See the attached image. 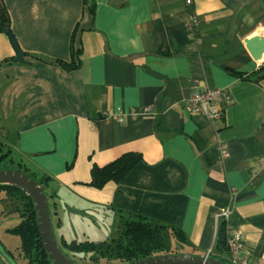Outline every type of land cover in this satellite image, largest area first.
Wrapping results in <instances>:
<instances>
[{
    "label": "crops",
    "instance_id": "obj_1",
    "mask_svg": "<svg viewBox=\"0 0 264 264\" xmlns=\"http://www.w3.org/2000/svg\"><path fill=\"white\" fill-rule=\"evenodd\" d=\"M2 1L26 55L0 68L1 119L15 129L14 160L51 177L55 214L64 188L76 210L86 200L120 224L145 216L183 232L176 253L229 262L224 221L246 264H264V58L243 40L253 26L264 35V0H94L93 13L83 0ZM72 45V70L33 57L70 61ZM14 56L0 31V61ZM210 87L226 92L218 120L186 100ZM131 151L141 158L121 180L87 184L93 165Z\"/></svg>",
    "mask_w": 264,
    "mask_h": 264
},
{
    "label": "trees",
    "instance_id": "obj_2",
    "mask_svg": "<svg viewBox=\"0 0 264 264\" xmlns=\"http://www.w3.org/2000/svg\"><path fill=\"white\" fill-rule=\"evenodd\" d=\"M88 10L93 13L95 8L94 0H83ZM10 29V20L8 12L2 0H0V31L5 32ZM81 48L71 49V60L65 61L62 59L47 60L41 56L33 54V57L47 63L58 65L66 70H72L79 67L80 64ZM13 62V58H7L0 61V68L2 65L10 64ZM264 70V67L261 68ZM232 74L237 77H244L247 74L241 72L231 71ZM14 162L8 150H5L0 143V169L11 168L12 166L6 164L5 159ZM141 158L138 152H126L116 157L107 164L99 167L94 166L91 169L90 181L87 183L95 188H102L109 182H118L124 175L135 165V163ZM22 161L14 168L21 167ZM23 172L30 173L31 177L36 179L39 185H45L49 190V179L51 178L46 173L39 174L38 172L31 171L30 169L22 166ZM5 190L9 193H15L20 196L25 202L22 212H20V221L12 228L8 230L18 235L20 240V256L25 261L24 264H53V261L49 258L47 252L43 248V244L40 239V233L38 230L37 214L34 210V203L30 196H28L22 189L9 186L0 185V190ZM45 189V193H46ZM17 195V196H18ZM47 197L48 194L46 193ZM16 196V197H17ZM52 193L50 192V198ZM52 199V198H51ZM49 200V199H48ZM49 202V201H48ZM50 209L52 204L49 202ZM167 225L153 221L145 216L131 215L130 218H125L121 221V231L123 239H119L116 243V257L120 261L128 262L132 259H138L150 255L158 254L159 250L165 248V231ZM171 231L177 236L179 240H184L183 232L175 227L170 228ZM218 244L226 246V226L224 221H221L218 230ZM64 247L69 250L71 254L87 253L90 251H99L100 242L89 240H72L70 242H64ZM11 254V252H10ZM222 261V260H221Z\"/></svg>",
    "mask_w": 264,
    "mask_h": 264
},
{
    "label": "rangeland",
    "instance_id": "obj_3",
    "mask_svg": "<svg viewBox=\"0 0 264 264\" xmlns=\"http://www.w3.org/2000/svg\"><path fill=\"white\" fill-rule=\"evenodd\" d=\"M0 143L5 150L10 152L13 159H19L20 154L17 149L15 129L9 126L6 120L1 119V112ZM4 162L11 166L17 164H12L9 158L5 159ZM15 162L18 161L15 160ZM46 193L48 194V201L52 204L53 200L50 198V190L46 189ZM57 194L58 215L55 214V206L53 204L50 210L54 234L62 251L76 264H120L122 261L115 255V243L119 239H123L118 214L110 215L106 211L104 213L99 209H94L91 203L86 200H81V209L76 210L72 206L74 197L68 190L59 188ZM17 195L0 190V264H24L25 262L20 256L18 235L8 230L20 221V212L24 208L23 202L25 201ZM78 211H82V214H79ZM97 221L101 223L99 224ZM62 234L63 240L67 242L73 239L78 241L89 240L100 242L102 245L99 246V251L71 254L63 245ZM183 249L184 245L179 243L173 234L166 233L165 248L159 250L158 254L176 253ZM4 251L9 252L10 258Z\"/></svg>",
    "mask_w": 264,
    "mask_h": 264
},
{
    "label": "water",
    "instance_id": "obj_4",
    "mask_svg": "<svg viewBox=\"0 0 264 264\" xmlns=\"http://www.w3.org/2000/svg\"><path fill=\"white\" fill-rule=\"evenodd\" d=\"M6 34L15 51L13 62H22L26 53L20 48L11 28ZM246 48L255 60H260L264 54V35L259 27L253 26L243 38ZM17 164L19 162H16ZM0 185H9L22 189L34 203L37 214L38 230L43 248L47 252L53 264H76L60 248L54 234L51 220V210L48 197L45 193L46 186L39 185L38 181L31 177L30 173L23 172L22 167L0 169ZM10 258L9 252L4 251ZM124 264H230L211 256H197L184 253H164L132 259Z\"/></svg>",
    "mask_w": 264,
    "mask_h": 264
},
{
    "label": "built area",
    "instance_id": "obj_5",
    "mask_svg": "<svg viewBox=\"0 0 264 264\" xmlns=\"http://www.w3.org/2000/svg\"><path fill=\"white\" fill-rule=\"evenodd\" d=\"M187 4L191 0H186ZM264 55V54H263ZM226 96V92L218 87H210L205 90L194 89L187 97V104L191 111L197 115H203L209 120H218L222 117L223 108L220 104L221 97ZM222 157L228 155L224 146L219 148ZM262 169L264 170V160L262 161ZM229 210H221L215 214V219L226 218ZM242 236L239 232L234 231L226 226V246L229 253L230 264H246L242 253Z\"/></svg>",
    "mask_w": 264,
    "mask_h": 264
},
{
    "label": "flooded vegetation",
    "instance_id": "obj_6",
    "mask_svg": "<svg viewBox=\"0 0 264 264\" xmlns=\"http://www.w3.org/2000/svg\"><path fill=\"white\" fill-rule=\"evenodd\" d=\"M12 164H16V163L12 162ZM14 166H16V165H12L11 168L15 169L16 167L14 168ZM124 263H127V262H124V261L120 262V264H124Z\"/></svg>",
    "mask_w": 264,
    "mask_h": 264
},
{
    "label": "bare ground",
    "instance_id": "obj_7",
    "mask_svg": "<svg viewBox=\"0 0 264 264\" xmlns=\"http://www.w3.org/2000/svg\"><path fill=\"white\" fill-rule=\"evenodd\" d=\"M261 29H263L262 27H261ZM260 30V29H259ZM263 58H264V55L262 56Z\"/></svg>",
    "mask_w": 264,
    "mask_h": 264
}]
</instances>
